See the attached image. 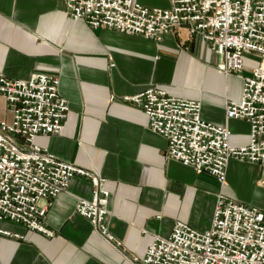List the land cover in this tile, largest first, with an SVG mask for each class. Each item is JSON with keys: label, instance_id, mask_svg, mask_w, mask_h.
<instances>
[{"label": "crops", "instance_id": "1", "mask_svg": "<svg viewBox=\"0 0 264 264\" xmlns=\"http://www.w3.org/2000/svg\"><path fill=\"white\" fill-rule=\"evenodd\" d=\"M150 9H168L169 0H135ZM260 60L245 56L246 70ZM211 45L188 27L161 39L93 29L73 20L63 0H0V74L25 80L33 73L61 79L69 113L62 132L40 135L36 143L60 161L106 179L109 242L76 213L80 199L93 198L85 177L50 201L45 225L54 237L5 223L23 239L0 235V264H140L155 236L169 237L177 222L211 228L218 196L264 212V165L230 161L227 183L169 159L168 141L149 130V117L126 101L154 87L170 96L202 104V118L232 131L231 144L250 143V124L227 120L226 107L239 102L243 79L226 76ZM14 113L0 96V123Z\"/></svg>", "mask_w": 264, "mask_h": 264}, {"label": "built area", "instance_id": "2", "mask_svg": "<svg viewBox=\"0 0 264 264\" xmlns=\"http://www.w3.org/2000/svg\"><path fill=\"white\" fill-rule=\"evenodd\" d=\"M70 17L93 29L161 39L188 27L209 43L221 58L226 76L243 79L239 102L226 107V119L250 124V143L231 144L232 131L202 118V104L179 99L150 87L125 97L149 117V130L168 141L169 159L192 167L197 173L227 183L232 159L264 165V0H169L168 9H150L135 0H63ZM260 62L245 76V56ZM59 76L33 73L25 80L0 74V96L14 113L11 124L0 123V235L23 239L5 230L13 223L29 231L54 237L44 223L50 201L67 191L73 178H88L91 200L80 199L76 213L90 221L109 242L121 246L111 233L106 179L100 174L60 161L36 143L40 135H55L64 129L68 101L60 91ZM140 264H264V212L218 196L212 226L207 231L177 222L169 237L155 236Z\"/></svg>", "mask_w": 264, "mask_h": 264}]
</instances>
